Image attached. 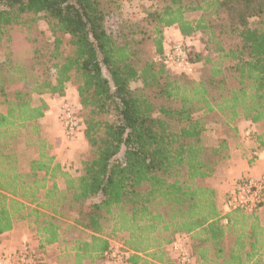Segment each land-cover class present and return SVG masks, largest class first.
Listing matches in <instances>:
<instances>
[{
    "label": "trees",
    "instance_id": "obj_1",
    "mask_svg": "<svg viewBox=\"0 0 264 264\" xmlns=\"http://www.w3.org/2000/svg\"><path fill=\"white\" fill-rule=\"evenodd\" d=\"M132 1L0 0V236L27 221L64 264H106L113 243L124 264H173L162 248L185 234L193 264H264V225L223 214L212 186L239 123H264V0H151L126 17ZM166 29L197 77L163 63ZM67 88L85 144L74 173L39 122L43 96Z\"/></svg>",
    "mask_w": 264,
    "mask_h": 264
},
{
    "label": "crops",
    "instance_id": "obj_2",
    "mask_svg": "<svg viewBox=\"0 0 264 264\" xmlns=\"http://www.w3.org/2000/svg\"><path fill=\"white\" fill-rule=\"evenodd\" d=\"M43 99L48 105V111L39 121L43 136L53 146L56 159L63 167H65V164L73 162L75 168H78L81 155L85 150L83 134L82 132L79 133L72 141L66 140L58 119L61 101L68 99L76 103V93L74 90L67 88L65 96L63 97L45 95ZM249 126L253 133L250 138L244 139L242 137L243 129ZM238 135L236 144L230 148L229 160L223 164V172L219 173L221 171H218L212 180V186L216 190V200L219 208L227 194L233 189L237 179L249 173L257 174L264 168V123L250 124L248 122H241L238 127ZM259 135L262 136L258 141L256 140V136ZM255 214L259 222L264 225V207L259 208ZM26 242L35 252L43 257L44 264H64L61 258L60 245H51L42 251L38 249L34 232L29 229L27 221H16L11 231L0 236V253L16 249ZM165 249L167 247L164 246L162 250L166 256ZM151 252L140 254L143 259L148 261V264L155 262L148 254Z\"/></svg>",
    "mask_w": 264,
    "mask_h": 264
},
{
    "label": "built area",
    "instance_id": "obj_3",
    "mask_svg": "<svg viewBox=\"0 0 264 264\" xmlns=\"http://www.w3.org/2000/svg\"><path fill=\"white\" fill-rule=\"evenodd\" d=\"M188 44L186 43V46ZM162 61L165 66L176 73L193 77L196 75V65L187 57V52L181 41L167 42L163 47ZM76 106L68 99L59 105L58 119L64 138L74 140L80 132V123L76 117ZM250 126L244 128L242 137L248 139L252 135ZM68 170V169H66ZM264 207V168L257 174L245 175L237 179L233 189L222 203V212L241 211L255 213ZM223 224H226L224 218ZM167 252L173 264H193L191 241L185 234L177 235L167 246ZM128 252L119 243H113L107 253L106 264H124ZM42 257L28 244L0 253V264H42Z\"/></svg>",
    "mask_w": 264,
    "mask_h": 264
},
{
    "label": "rangeland",
    "instance_id": "obj_4",
    "mask_svg": "<svg viewBox=\"0 0 264 264\" xmlns=\"http://www.w3.org/2000/svg\"><path fill=\"white\" fill-rule=\"evenodd\" d=\"M153 5L151 0H133L132 2H129V3H126L124 5V13L126 15V17H134V18H138V17H142L143 15V12H144V9ZM251 24L253 26H256V27H259L261 26L260 25V22L258 19H252L250 20ZM39 27L43 30H45V23L44 22H40L39 23ZM114 25L112 23H108V28L109 29H114ZM165 36H166V41L167 42H175V41H180V38L178 36V34L174 31V29H166L165 30ZM166 42V43H167ZM186 43L190 46H193V48L195 49V51L197 52H200L202 53L203 55L206 54V51L203 50V47L202 45L198 42V39L195 38L193 40H187ZM197 77V74L195 75ZM195 76H193L195 78ZM138 85L137 84H132V87L135 88L137 87ZM36 100V98H35ZM72 102V101H71ZM74 105L76 106V109L78 108L77 104L75 102H73ZM241 123V122H240ZM239 123V125H240ZM238 125V127H239ZM212 127V126H211ZM220 132H221V129H220ZM214 134H218L216 132H211V135H214ZM239 136V135H238ZM14 148L21 152L22 149H23V142L22 140H18L15 144H14ZM26 155V154H25ZM24 155V156H25ZM82 156V155H81ZM79 167V166H78ZM65 169H68L69 172L71 173H74L75 171V165L73 164V162H70L69 164H65ZM218 171H221L219 173H222L223 172V164L219 166ZM253 173H249V174H246V175H252ZM245 176V175H244ZM27 243V242H26ZM40 255V254H39ZM41 256V255H40ZM42 257V256H41ZM43 260V258H42ZM44 264V263H42Z\"/></svg>",
    "mask_w": 264,
    "mask_h": 264
}]
</instances>
